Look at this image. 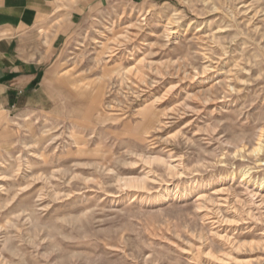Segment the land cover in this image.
I'll return each instance as SVG.
<instances>
[{"label": "rangeland", "instance_id": "1", "mask_svg": "<svg viewBox=\"0 0 264 264\" xmlns=\"http://www.w3.org/2000/svg\"><path fill=\"white\" fill-rule=\"evenodd\" d=\"M14 1L0 264H264V0Z\"/></svg>", "mask_w": 264, "mask_h": 264}, {"label": "crops", "instance_id": "2", "mask_svg": "<svg viewBox=\"0 0 264 264\" xmlns=\"http://www.w3.org/2000/svg\"><path fill=\"white\" fill-rule=\"evenodd\" d=\"M50 11V2L49 0H15L14 3L9 5V12L7 13L8 18L4 21L8 23H14L18 19L21 21L18 26H16V30L18 31H26L29 29H37L40 24L45 22V19L49 15ZM7 29H12L9 24L6 25ZM15 29V28H13ZM16 42V46L9 49L7 45H11L13 41H9L4 44L0 43V77L5 76L10 72H17L19 70L20 63L15 65V61L23 62L25 54H20V46H18V41ZM38 42L35 38V57H39V50L37 49ZM38 54H37V53ZM28 54V53H27ZM47 55V54H46ZM37 60H35V63ZM9 63L13 65L12 67L9 66ZM37 68L35 67V70ZM26 70H29L27 67ZM36 78V74H35ZM4 88V89H3ZM8 103V96L5 91V86L0 84V105L3 107Z\"/></svg>", "mask_w": 264, "mask_h": 264}]
</instances>
